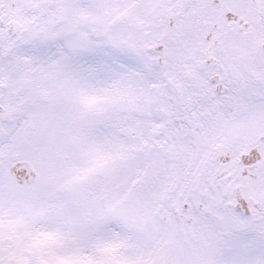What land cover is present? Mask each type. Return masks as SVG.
Wrapping results in <instances>:
<instances>
[{
    "label": "snow or ice",
    "instance_id": "snow-or-ice-1",
    "mask_svg": "<svg viewBox=\"0 0 264 264\" xmlns=\"http://www.w3.org/2000/svg\"><path fill=\"white\" fill-rule=\"evenodd\" d=\"M0 264H264V0H0Z\"/></svg>",
    "mask_w": 264,
    "mask_h": 264
}]
</instances>
